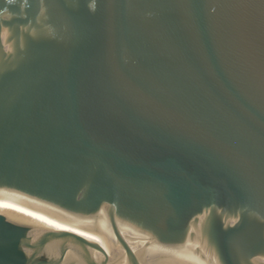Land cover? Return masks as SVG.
Listing matches in <instances>:
<instances>
[{
  "label": "water",
  "instance_id": "1",
  "mask_svg": "<svg viewBox=\"0 0 264 264\" xmlns=\"http://www.w3.org/2000/svg\"><path fill=\"white\" fill-rule=\"evenodd\" d=\"M0 192V264H264V0H0Z\"/></svg>",
  "mask_w": 264,
  "mask_h": 264
},
{
  "label": "bare ground",
  "instance_id": "2",
  "mask_svg": "<svg viewBox=\"0 0 264 264\" xmlns=\"http://www.w3.org/2000/svg\"><path fill=\"white\" fill-rule=\"evenodd\" d=\"M0 206L37 207V208H42V209L49 210V211L55 212L57 214L63 215V214L59 213L56 210L50 209V208H48V207H46V206H44L42 204H39V203H37L35 201L23 198L21 196H18V195L12 194V193H2V192H0ZM63 216H65V215H63ZM78 220H83V221H87V222H94L92 220H84V219H78Z\"/></svg>",
  "mask_w": 264,
  "mask_h": 264
}]
</instances>
